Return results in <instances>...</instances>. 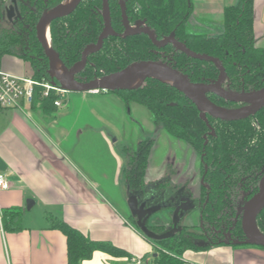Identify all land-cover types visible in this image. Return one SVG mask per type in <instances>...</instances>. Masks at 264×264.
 <instances>
[{
  "label": "trees",
  "instance_id": "16d2710c",
  "mask_svg": "<svg viewBox=\"0 0 264 264\" xmlns=\"http://www.w3.org/2000/svg\"><path fill=\"white\" fill-rule=\"evenodd\" d=\"M18 3L19 17L4 24L0 7V61L6 56L19 58L30 64L32 79L52 83L61 88L49 73L50 61L38 39L37 26L42 16L58 8L65 0H13ZM2 0H0V5ZM132 25L145 21L159 39L175 31L176 38L190 50L220 59L228 76L225 88L234 92L257 91L264 88V47L257 46L255 33V0H239L237 5L224 10V32L218 36L189 33L187 22L192 13V0H131L127 3ZM112 26L118 34L124 33L119 0H110ZM102 0H82L69 15L55 19L49 26L50 45L62 63L72 68L84 50L97 43L104 21ZM186 75L193 83L210 84L218 80L220 71L211 62L188 57L173 45L158 49L145 34L129 37H109L103 48L89 56L86 68L77 75L79 82H90L96 77L116 73L135 62L167 61ZM43 88L36 87L32 109L44 115L53 114L55 101L61 93L50 91L42 96ZM116 94L126 106L136 103L152 115L155 125L161 126L174 138L186 142L202 159L205 185L199 197L193 198L190 188L172 184L166 177L146 182L153 140L142 141L136 150L127 149L128 164L125 179L128 194L138 197L140 203L152 206L179 204L182 198H192L194 211L200 213L201 231L180 226L172 237L154 241V264H189L184 254L188 251H206L215 246H235L232 240L243 241L241 209L257 194L264 176V109L255 116L239 121L209 118L211 129L201 119L197 106L179 89L157 79L146 80L139 88L124 91H99ZM208 97L226 109H240L242 103L226 101L214 94ZM171 209H162L157 214ZM24 210L8 208L2 212L6 231L23 229ZM137 225L136 218L131 216ZM51 219V218H50ZM264 233V211L257 219ZM172 223L161 220L147 222V228L157 235L170 230ZM138 227V226H137ZM52 228L60 230L67 240L68 263L83 264L95 252L113 258L130 259L125 250L110 242L93 241L63 220L53 217ZM227 234L229 237L227 238ZM230 238V239H229ZM257 247V246H254ZM264 250L262 247H257Z\"/></svg>",
  "mask_w": 264,
  "mask_h": 264
},
{
  "label": "crops",
  "instance_id": "0c3cea01",
  "mask_svg": "<svg viewBox=\"0 0 264 264\" xmlns=\"http://www.w3.org/2000/svg\"><path fill=\"white\" fill-rule=\"evenodd\" d=\"M238 3L239 0H192L190 16L195 14L196 23L209 33L198 34H222L225 8ZM255 33L264 41V0H255ZM0 70L18 77L33 76L29 63L12 56L0 61ZM71 96L68 104L49 116L25 102L14 109L0 108V174L9 183L8 189L0 191V264H69L66 237L52 228L53 217L91 240L110 242L131 256L113 258L95 252L83 264H136L133 259L154 264L152 243L116 207L121 200H126L128 206L130 196L125 179L129 142L119 137L112 141L118 131L114 121L124 118L126 105L99 92ZM106 114L109 119L104 117ZM132 121L137 124V120ZM150 126L154 128L152 120ZM91 147L106 150L114 168L112 176L106 168L99 167L100 181L90 171ZM107 178L115 189L103 185ZM116 193L118 197L114 198L112 194ZM28 200L35 202L30 211ZM8 208L24 210L22 230L4 229L1 217ZM184 258L189 264H264V250L250 248L238 253L223 245L188 251Z\"/></svg>",
  "mask_w": 264,
  "mask_h": 264
},
{
  "label": "water",
  "instance_id": "95a60500",
  "mask_svg": "<svg viewBox=\"0 0 264 264\" xmlns=\"http://www.w3.org/2000/svg\"><path fill=\"white\" fill-rule=\"evenodd\" d=\"M66 1V0H65ZM64 1V2H65ZM82 0H76L74 4L64 12H57L58 8L62 4L50 11L45 13L40 19L37 32L38 39L42 44L45 52L50 61L49 73L53 79H56L61 84V88L66 92L71 93H89L97 91H124L136 89L141 86L148 79H157L168 83L181 92H183L198 108L200 111V117L206 122L211 130L212 127L209 124L208 116L222 121H239L245 120L251 116H255L259 111L264 109V88L247 92L245 90L241 92L231 91L229 88H225V84L228 81V76L226 70L222 65L220 59L209 56L207 54H198L190 50L185 44L176 39L175 31L171 33L169 37L163 40H158L156 33L149 27H138L131 28L130 21L127 14L126 2L129 0H120L123 24L125 28V33L122 37H129L133 35L145 34L147 35L153 44L162 49L167 45H173L178 51L186 54L188 57L197 59L200 61H206L213 63L218 70L220 75L217 81L210 84L203 83H193L186 75H184L179 70L175 69L172 64H167L161 61H141L135 62L125 69L118 71L116 73L107 75L100 79H94L90 82H79L76 76L80 74L87 66L89 56L99 52L104 45V42L110 36H119L112 26L111 11L109 0L103 1V18H104V30L101 33L98 42L96 44L86 47L82 54L81 60L76 63L72 68L68 69L60 60L58 54L53 51L50 45V41L45 40L42 35V29L60 17H64L72 13L81 3ZM6 15L8 21L11 22L14 18L19 17V6L16 1H13L12 5L6 10ZM58 64L63 68L65 76L54 75L53 71L55 65ZM61 76V77H60ZM62 78V79H61ZM136 81H141L139 87H131ZM56 85V82H52ZM214 94L226 101L234 103L245 104L244 107L240 109H226L216 105L210 100L208 94ZM205 184L204 177L202 178V185ZM35 202L33 200L27 201V210L30 211ZM128 207L133 217L136 218L137 226L141 229L142 233L150 240L160 241L172 237L175 233L179 231V225L181 220L186 217V215L195 209L192 205V200L190 198H182L180 203L174 206V211L172 214V226L170 230L162 235H157L147 228V222L149 219L160 212L162 209H172L171 204H162L159 206H153L147 208V204L144 202L139 203V199L135 195H130L128 200ZM264 211V176L259 184V191L250 200H248L243 208L241 226L243 233L245 235V240L237 241L232 240L231 243L235 246H257L264 248V233L258 227L257 219L260 214Z\"/></svg>",
  "mask_w": 264,
  "mask_h": 264
},
{
  "label": "rangeland",
  "instance_id": "374dc122",
  "mask_svg": "<svg viewBox=\"0 0 264 264\" xmlns=\"http://www.w3.org/2000/svg\"><path fill=\"white\" fill-rule=\"evenodd\" d=\"M9 7L8 4L2 1L1 11L4 15V24L8 23V18L6 15V10ZM189 23L187 30L189 33H208L205 30H202V26L196 23L195 14L189 17ZM210 29V27L208 26ZM214 29V28H213ZM223 30V29H222ZM218 31V29H217ZM224 30L221 32L223 33ZM209 34V33H208ZM211 34V33H210ZM219 35V33L214 34ZM263 39L261 37L258 38L257 46H263ZM71 92H66L62 95V102L64 104H68L72 99ZM112 96L113 98H117L120 102L124 104L122 99L116 94H103ZM92 101V99H89ZM125 105V104H124ZM111 105H108L110 108ZM112 107V106H111ZM126 113L123 119L116 118L115 130L116 135L112 138V141L119 137L120 139L126 140L129 142V148L136 150L139 144L147 139L153 140L152 151L150 155L148 169L145 175L146 182L155 181L163 177L170 178L172 184H176L178 186H184L185 184L190 188L192 192V197L197 198L200 196L202 192V173H201V159L200 156L183 140L177 139L169 135L163 127L155 125L154 128L150 126L151 120L154 122L151 113L145 108L136 103H132L130 106H126ZM107 119L110 118L109 115H105ZM136 118V119H135ZM132 120H137L135 124ZM158 126V127H157ZM92 144H97L93 143ZM119 145V144H118ZM131 146V147H130ZM92 155L90 157V164L95 168H91L90 171L94 174L96 178L101 181V171L99 167L106 168L107 173L112 176L114 173V168L109 164L108 155L105 153L106 150H102L101 147L99 149L97 147H91ZM125 150V151H126ZM127 154V153H126ZM103 179V178H102ZM105 183V184H104ZM103 185L113 187L111 179H104ZM115 189V188H114ZM112 196L118 197V194H112ZM192 200V198H190ZM120 200V197H119ZM117 210L127 219L130 220L134 225H136L131 217L130 211L126 204V200L119 201L116 204ZM172 213L173 210H166L159 214H156L151 220L150 223L153 225L156 221L161 220L166 224L172 223ZM180 226H188L192 227L194 231H201L200 224V213L198 211H194L190 215L186 216L181 220ZM138 232L142 235L143 238L148 239L141 231L139 227H137ZM233 251L236 252H246L250 248H257L254 246H230ZM152 257V256H151ZM147 261V260H146ZM186 261V260H185Z\"/></svg>",
  "mask_w": 264,
  "mask_h": 264
},
{
  "label": "built area",
  "instance_id": "2783aa9c",
  "mask_svg": "<svg viewBox=\"0 0 264 264\" xmlns=\"http://www.w3.org/2000/svg\"><path fill=\"white\" fill-rule=\"evenodd\" d=\"M9 4L11 0H2ZM42 87V96L47 97L50 91L54 90L58 93L65 94L66 91L54 85L53 83H39L32 78L18 77L0 70V108L14 109L21 106V102H25L29 106L32 105L36 87ZM55 106L61 108L64 106L62 99L55 101ZM9 188V183L4 174H0V191ZM136 264H141L140 260H132Z\"/></svg>",
  "mask_w": 264,
  "mask_h": 264
},
{
  "label": "flooded vegetation",
  "instance_id": "af4514ba",
  "mask_svg": "<svg viewBox=\"0 0 264 264\" xmlns=\"http://www.w3.org/2000/svg\"><path fill=\"white\" fill-rule=\"evenodd\" d=\"M129 1H131V0H129ZM129 1H127L126 2V6H127V3L129 2ZM12 3H13V0H11V3H9L8 5L9 6H11L12 5ZM102 4H103V1H102ZM109 5H110V0H109ZM119 5H120V0H119ZM0 7H1V5H0ZM120 8H121V5H120ZM110 11H111V9H110ZM121 14H122V10H121ZM127 14H128V7H127ZM102 16H103V10H102ZM128 18H129V16H128ZM112 19V18H111ZM122 20H123V17H122ZM103 21H104V18H103ZM124 25V24H123ZM130 25H131V28H138V27H142V28H144V27H149L148 25H147V23L145 22V21H142V22H140L139 24H134V25H132L131 23H130ZM104 26H105V23H104ZM150 28V27H149ZM151 29V28H150ZM103 30H104V28H103ZM103 30H102V32H103ZM151 30H153V29H151ZM50 31V30H49ZM154 31V30H153ZM116 32V31H115ZM155 32V31H154ZM117 33V32H116ZM124 33H125V28H124ZM123 33V34H124ZM156 33V32H155ZM118 34V33H117ZM122 34H119V36H121ZM157 35V34H156ZM110 37H116V36H110ZM157 37H158V35H157ZM167 37H169V36H167ZM166 38V37H165ZM108 39V38H107ZM106 39V40H107ZM150 39V38H149ZM164 39V38H163ZM163 39H159L158 38V40H163ZM177 39V38H176ZM105 40V41H106ZM151 40V39H150ZM178 40V39H177ZM179 41V40H178ZM98 42V41H97ZM105 43V42H104ZM153 43V42H152ZM96 44V43H95ZM91 45H93V44H91ZM90 46V45H89ZM104 46V45H103ZM168 46V45H167ZM159 49V48H158ZM167 59H168V57H167ZM161 62H165V63H167V64H172V62L170 61V59H168L167 61H163V60H161ZM88 64V63H87ZM173 66V65H172ZM77 77V76H76ZM105 77V76H104ZM98 77H96L95 79H97ZM103 78V77H102ZM98 79H100V78H98ZM227 83H228V81H227ZM227 83L225 84V86L227 85ZM229 85V84H228ZM227 85V86H228ZM224 86V87H225ZM228 88V87H227ZM97 92H99V91H97ZM211 94V93H210ZM209 95V94H208ZM208 117H210V116H208ZM208 120H209V118H208ZM209 124H210V122H209ZM208 126V125H207ZM209 127V126H208ZM212 127V126H211ZM213 129V128H212ZM210 134L211 135H214V130H211L210 131ZM200 159H201V163H202V159H203V157H201L200 156ZM201 173H202V164H201ZM261 182V181H260ZM205 185V184H204ZM259 191V190H258ZM250 200V199H249ZM140 203V202H139ZM144 203V202H143ZM140 204H142V203H140ZM147 204V203H146ZM154 205H152V206H150V205H148L147 204V208H151V207H153ZM174 211V210H173ZM173 214V213H172ZM156 215V214H155ZM155 215H153L151 218H150V220L155 216ZM201 218V217H200ZM227 238L229 237V234H227V236H226ZM230 239V238H229Z\"/></svg>",
  "mask_w": 264,
  "mask_h": 264
},
{
  "label": "bare ground",
  "instance_id": "6f19581e",
  "mask_svg": "<svg viewBox=\"0 0 264 264\" xmlns=\"http://www.w3.org/2000/svg\"><path fill=\"white\" fill-rule=\"evenodd\" d=\"M76 0H66L62 6L60 8H58L57 12H64V11H67L75 2ZM42 35L44 36L45 40H47L49 42L50 40V36H49V27L46 26L42 29ZM53 74L54 75H61L62 77L65 76V72L63 71V68L56 64L55 65V68H54V71H53ZM60 76V77H61ZM62 79V78H61ZM141 84V81H136L135 83H133L131 85V87H139ZM142 85V84H141Z\"/></svg>",
  "mask_w": 264,
  "mask_h": 264
}]
</instances>
